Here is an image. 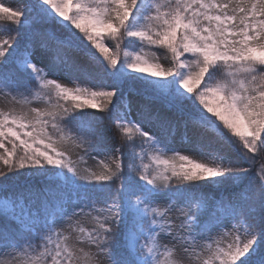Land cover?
Segmentation results:
<instances>
[{
	"label": "snow or ice",
	"instance_id": "obj_1",
	"mask_svg": "<svg viewBox=\"0 0 264 264\" xmlns=\"http://www.w3.org/2000/svg\"><path fill=\"white\" fill-rule=\"evenodd\" d=\"M0 33V264H264V0H0Z\"/></svg>",
	"mask_w": 264,
	"mask_h": 264
},
{
	"label": "rangeland",
	"instance_id": "obj_2",
	"mask_svg": "<svg viewBox=\"0 0 264 264\" xmlns=\"http://www.w3.org/2000/svg\"><path fill=\"white\" fill-rule=\"evenodd\" d=\"M11 1H15V0H7V2H11ZM21 2H24L25 0H19ZM2 35V34H0ZM43 52L40 49V47L36 48L34 53H33V59L36 60L37 62H39L40 58L42 57ZM32 107H44L43 105H38V104H32ZM0 109L3 110H8V109H15L17 111H27L28 106L19 104V103H14L11 101L10 98L5 97L3 95H0ZM64 150L71 156V158H73L74 160H77L79 158V156L81 155V152L79 149L74 148L72 145H66L64 146ZM186 154V153H184ZM92 162L89 161V164H91ZM1 195V194H0Z\"/></svg>",
	"mask_w": 264,
	"mask_h": 264
},
{
	"label": "trees",
	"instance_id": "obj_3",
	"mask_svg": "<svg viewBox=\"0 0 264 264\" xmlns=\"http://www.w3.org/2000/svg\"><path fill=\"white\" fill-rule=\"evenodd\" d=\"M6 2H7V0H6ZM11 3V5H12V7H17V6H20V5H23L24 3H27V0H25L24 2H21V1H19V0H15V1H11L10 2ZM0 34H2V35H6V33H0ZM39 47V44H37V46H36V48H38ZM35 48V49H36ZM161 55H163L162 53H161ZM165 66H167V63L165 62ZM73 159V158H72ZM74 160V159H73ZM32 183L33 184H43V181L42 180H40V179H38V178H34L33 180H32ZM2 195V194H1ZM12 216L11 215H9V216H2V215H0V224H4V223H8V224H11V222H12Z\"/></svg>",
	"mask_w": 264,
	"mask_h": 264
}]
</instances>
